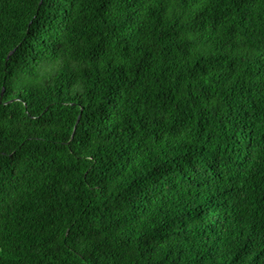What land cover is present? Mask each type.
Segmentation results:
<instances>
[{
	"label": "trees",
	"instance_id": "16d2710c",
	"mask_svg": "<svg viewBox=\"0 0 264 264\" xmlns=\"http://www.w3.org/2000/svg\"><path fill=\"white\" fill-rule=\"evenodd\" d=\"M0 264H264V0H0Z\"/></svg>",
	"mask_w": 264,
	"mask_h": 264
},
{
	"label": "snow or ice",
	"instance_id": "6c2138e0",
	"mask_svg": "<svg viewBox=\"0 0 264 264\" xmlns=\"http://www.w3.org/2000/svg\"><path fill=\"white\" fill-rule=\"evenodd\" d=\"M38 2L41 4V5H43L44 4V2H45V0H38ZM38 20H39V17L37 16V17H35L34 19H33V23H36V22H38ZM196 75H197V77H199V73H196Z\"/></svg>",
	"mask_w": 264,
	"mask_h": 264
},
{
	"label": "water",
	"instance_id": "95a60500",
	"mask_svg": "<svg viewBox=\"0 0 264 264\" xmlns=\"http://www.w3.org/2000/svg\"><path fill=\"white\" fill-rule=\"evenodd\" d=\"M80 121V118L78 119L77 123ZM76 130V129H75ZM75 132V131H74Z\"/></svg>",
	"mask_w": 264,
	"mask_h": 264
}]
</instances>
